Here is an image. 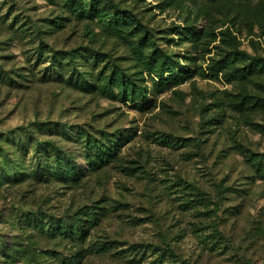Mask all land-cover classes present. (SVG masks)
<instances>
[{
  "label": "rangeland",
  "instance_id": "rangeland-1",
  "mask_svg": "<svg viewBox=\"0 0 264 264\" xmlns=\"http://www.w3.org/2000/svg\"><path fill=\"white\" fill-rule=\"evenodd\" d=\"M94 2L99 10L117 4L138 30L83 15L71 0H0V264H58L49 250L71 256L104 240L113 247L81 264H264V74L227 83L196 71L229 50L221 30L236 36L239 49L264 56V0ZM192 27L218 37L187 38ZM84 47L103 61L88 58L90 51L66 54ZM139 50L189 65L192 77L156 93ZM113 63L149 91L148 108L107 86ZM240 93L252 98L242 108ZM104 134L129 138L116 161L92 169L83 140ZM51 142L81 175L64 180L52 172ZM40 171L53 175L40 181ZM184 183L194 189L181 198ZM201 196L207 199L195 200ZM187 198L190 208L180 204ZM90 205L104 215L83 243L25 222L27 212L70 220Z\"/></svg>",
  "mask_w": 264,
  "mask_h": 264
},
{
  "label": "trees",
  "instance_id": "trees-1",
  "mask_svg": "<svg viewBox=\"0 0 264 264\" xmlns=\"http://www.w3.org/2000/svg\"><path fill=\"white\" fill-rule=\"evenodd\" d=\"M73 1V5L76 6V9L80 11L81 14H85L89 12L91 17H96L100 15H104L108 17V20L111 21L110 24L115 27L119 28V25L123 26L125 29H136L138 30L139 24H134V17L127 14L126 10L120 9L117 4L111 3V7L107 8V6L103 7L104 10H99L97 8V4H95L94 0H90L89 2L85 0H71ZM115 8L113 12L107 11ZM129 19H132V22H128ZM219 34H222L221 40L225 42L227 46H230L229 50L222 49L220 51V57L214 58L212 62L209 64L208 70H203L202 68H197V72L199 75L203 77L209 78H222L225 82L231 83L237 80H247L252 78L254 75L264 74V56L261 55H254L248 53L246 50H241L238 48L236 42V36L233 35L231 32L226 30H221ZM187 38L195 39L196 41L205 40L214 41L217 39L218 34L213 31L209 30L208 28L202 29L197 27H192L187 30L185 33ZM144 39L145 37L140 38V46H144ZM206 48V46H204ZM77 51V52H76ZM84 51H90L88 58L91 56L93 60L97 62L103 61V54L101 52L95 51L93 49L84 47L83 50L73 49L69 53L71 56H75L79 54L80 58L84 54ZM77 53V54H75ZM101 55V56H100ZM148 58L143 57V53L139 50L136 54L137 58L143 63L146 67V70L150 73H155V78L157 79L154 81L153 86L155 87V92L158 93L159 91H164L166 89H170L174 86L183 84L189 78L192 77V67L190 68L187 64H182L180 61H168L167 55L163 53H159L156 55L155 50H153ZM78 56V57H79ZM107 86L112 88L114 86H119L121 93L124 95L123 97H128L132 101H136L135 103L142 109L148 108L152 102V98L148 99L147 94L149 91L147 89H143L140 86H137L130 77L123 73L121 68L116 64L113 63L110 72L108 74ZM161 87V88H160ZM239 100L235 102L239 108L244 107V105L250 101L252 98L247 93H240ZM264 101V99H262ZM215 106H219L218 102L214 103ZM208 105L203 106V109H208ZM2 133V132H0ZM128 136H111L110 134H104L101 138H96L95 136L88 137L83 140L85 149L89 153V164L92 169H98L101 164L109 163L112 161H116L118 159V153L121 147L126 143ZM163 143H170L167 138L161 140ZM52 148L56 151V158L55 163L56 166H53L52 172H60L64 180L67 179L66 173H71L72 175H81L83 170L81 167L76 165L75 160L73 157L69 156L67 152H65L62 148L56 146L51 142ZM92 153V154H91ZM251 158V156H250ZM70 164L71 168H67L65 170L66 165ZM4 168H1L3 170ZM259 169L262 168L259 166ZM4 172V171H3ZM5 176H13L17 177L20 175V170L16 173L11 172H4ZM53 174L46 173L44 171H40L37 180L46 181L50 178ZM29 177V174H26V177L22 179H26ZM173 185H181L180 182H175ZM182 194L179 196L183 198L188 193H192V189L190 188L189 184L184 183L183 187L178 188ZM197 195V194H195ZM180 198V199H181ZM196 199H207L204 196ZM192 200L187 198L185 201L181 202L180 204L183 205L185 208H190V204ZM203 207H208V204H203ZM218 204H215L214 208L210 211L215 212L218 209ZM104 210L102 207L97 205H90L84 206L81 209L75 211L72 215L70 220H64L62 218H56L51 222L43 220L44 216H36L31 212H27L25 217V222L37 230H42L48 233L50 236H60L65 239L79 241L83 243L86 241L87 234L89 233L90 229L94 226H97L103 217ZM213 235L212 237L219 238L221 232L218 228V223L214 220L213 222ZM112 241L104 240V241H93L89 247L84 248L82 250H78L75 254L71 256H64L58 255L53 250H49V254L56 255V259L58 264H81L84 258L89 253L94 252H106L113 247ZM51 251V252H50ZM164 252L160 254L163 256ZM154 264H163L162 259H158Z\"/></svg>",
  "mask_w": 264,
  "mask_h": 264
}]
</instances>
